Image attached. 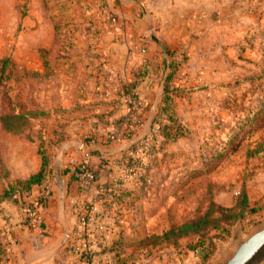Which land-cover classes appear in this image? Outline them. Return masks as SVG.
<instances>
[{"label":"rangeland","instance_id":"374dc122","mask_svg":"<svg viewBox=\"0 0 264 264\" xmlns=\"http://www.w3.org/2000/svg\"><path fill=\"white\" fill-rule=\"evenodd\" d=\"M101 7L100 0H0V115L28 112L20 132L5 131L0 121V178L5 164H22L18 153L31 154L14 137L49 133L64 141L88 133L73 134L96 114L77 95L81 74L90 70L80 56L90 61L98 54L101 31L93 24L103 21ZM189 40L192 69L183 68L189 54L181 45L178 83L177 72L164 81L168 103L158 101L148 133L130 142L133 158L129 145L117 159L121 183L129 184L116 186L108 216L124 264H148L184 239L200 258L189 264H211L236 225L246 236L264 220V0H192L182 43ZM132 160L135 171L128 173ZM208 210L241 214L164 245L162 233Z\"/></svg>","mask_w":264,"mask_h":264},{"label":"crops","instance_id":"0c3cea01","mask_svg":"<svg viewBox=\"0 0 264 264\" xmlns=\"http://www.w3.org/2000/svg\"><path fill=\"white\" fill-rule=\"evenodd\" d=\"M100 1L102 7L97 15L103 21L97 20L93 24L101 31L96 45L98 49L95 48L98 54L90 61L85 55L80 56L81 61L90 63V70L81 74L82 82L86 79L85 85L81 82L77 91L81 104L90 105L96 114L91 115L84 128L73 131V134H78L80 130L87 129L88 133L81 134V139H75V135L64 141L49 133L31 141L14 137L16 147L18 144L24 148L29 146L31 154L18 153L22 162L18 167L5 164L8 172L0 178V190L7 188L8 183L38 172L42 165V152L47 157L43 169L47 189L43 199L45 191L42 183L31 185L19 200H0V225L8 229L6 236L11 250L7 264H22L34 252H43L34 261L37 264H76L78 256L70 247L82 245L78 216L85 206L107 226V232L102 237L88 241L92 248L91 264H115L114 256L119 251L115 246L119 242H113V238L118 235L117 226L108 216L111 205L98 189L113 185L115 188L123 185V188L129 184L121 183L124 174L117 159L130 142L148 133L154 123L153 115L161 99L163 78L169 81L166 79L168 65L171 59L178 57L181 45L189 54L188 63L183 68L192 69L189 66L193 62L191 57L194 56L195 46L192 40L182 43L191 30L192 0ZM136 71H144V74L134 83L132 98L123 85L132 79ZM172 81L178 83V72ZM126 115L131 116L134 124L130 137L120 143L108 141L106 136L118 127L120 118ZM77 125L82 126L81 123ZM81 141L96 147L78 149ZM84 158L98 169V189L85 191L80 186L74 165ZM25 203H38L36 211L39 217L30 225L24 210ZM88 230L100 233L93 223ZM65 231L69 234L67 239L55 247ZM180 242L179 248L160 250L156 256L147 259L148 264L200 261L193 250L183 247L185 239Z\"/></svg>","mask_w":264,"mask_h":264},{"label":"built area","instance_id":"2783aa9c","mask_svg":"<svg viewBox=\"0 0 264 264\" xmlns=\"http://www.w3.org/2000/svg\"><path fill=\"white\" fill-rule=\"evenodd\" d=\"M134 98V96H132ZM134 128V124L131 122H128L127 118H124L118 127L111 133H109L106 136V139L108 141H113L120 143L127 138L130 137L132 131ZM82 145H85V141H81L78 143V149H82ZM134 145V144H133ZM130 145L127 149L128 155L134 154V149H136L135 146ZM132 147V148H131ZM133 158V156H131ZM69 162L73 164V160L70 159ZM76 172L78 173V179L80 182V186L85 191H92L95 189H98L97 186V180H98V169L93 164L90 163V161L87 158H84L81 162L76 163L74 165ZM124 170L128 173H132L135 171V165L132 160V162H127V164L124 167ZM44 195H42V199L45 197L46 189L45 186L47 183L44 181ZM101 191L102 194H104V197L108 200L107 202L110 205H113L115 200L113 199V194L116 190L115 185L110 187H103L98 189ZM17 195L19 192L16 193ZM38 206V203L31 204V203H25L24 204V210L26 213L27 223L30 225L34 223L38 219V214L36 211V207ZM79 225L81 227L79 233L82 238V245L80 247H73L71 246V250L77 254V262L76 264H91V257H92V248L89 247L88 241L95 237H102L103 234L107 232V226L104 222H102V219H100L98 216H94L91 212V209L89 207H84L82 212L78 216ZM94 224L95 229H97L100 233H91L89 229L90 224ZM7 233L8 229H4L3 226L0 225V264H7L11 250L9 246V242L7 240ZM3 246V247H2Z\"/></svg>","mask_w":264,"mask_h":264},{"label":"trees","instance_id":"16d2710c","mask_svg":"<svg viewBox=\"0 0 264 264\" xmlns=\"http://www.w3.org/2000/svg\"><path fill=\"white\" fill-rule=\"evenodd\" d=\"M177 64H178L177 60L175 59L170 60L168 65L169 70L167 71L166 74L167 80L171 79L172 75L174 74L177 68ZM143 74L144 71H136L132 79L123 85V88L126 93L131 94V96H134V83L140 77V75ZM167 91L168 88L165 83L162 88L161 99L166 98V103H168L169 101V98H167L166 96L168 94ZM27 115L28 112L25 111L13 113V114L0 115V121L2 123V127L5 129V131L20 132L22 126V123L20 121L21 120L23 121L24 117H26ZM124 118H127L128 122L132 121L131 116L126 115L120 118L118 125ZM46 161H47V157L45 155L44 156L42 155V165L39 171L30 175L26 179L23 180L17 179L14 182L9 183V186L6 189H4L3 194L0 196V200H2L3 198H13L14 200H19V198L23 196L22 195L23 192H26L31 187V185L44 183L45 177L43 175V169L46 164ZM17 192H19L18 195L16 194ZM217 207L222 212H229L235 209L234 207H230V208H221L220 206ZM209 211L210 210H208V212L205 213L204 215L198 216L194 219L184 221L178 225L172 226L168 231L162 233L161 237L164 240L163 242L164 245L167 244L175 245L178 243L179 239L184 238L191 234L198 233L208 225L215 227L220 219L225 218L228 219V221H232L241 214V213H235L234 215L223 214L222 217H218V216H209ZM125 257L121 256L119 251H116V254L114 256L115 264H124L126 262Z\"/></svg>","mask_w":264,"mask_h":264},{"label":"water","instance_id":"95a60500","mask_svg":"<svg viewBox=\"0 0 264 264\" xmlns=\"http://www.w3.org/2000/svg\"><path fill=\"white\" fill-rule=\"evenodd\" d=\"M164 81L165 77L163 78ZM136 140L132 141L131 144ZM81 147L86 150L96 147V145H82ZM68 235V232L65 231L62 239L55 247L61 245ZM42 254L43 252H34L24 259L22 264H37L34 261ZM211 264H264V220L257 224L246 236L241 235L240 228L236 225L232 229L228 246L220 252Z\"/></svg>","mask_w":264,"mask_h":264}]
</instances>
